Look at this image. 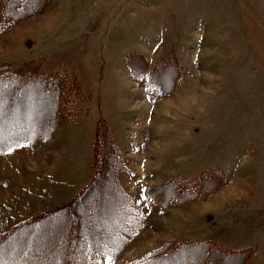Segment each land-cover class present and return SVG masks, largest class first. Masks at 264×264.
I'll return each instance as SVG.
<instances>
[{"label": "rangeland", "instance_id": "rangeland-1", "mask_svg": "<svg viewBox=\"0 0 264 264\" xmlns=\"http://www.w3.org/2000/svg\"><path fill=\"white\" fill-rule=\"evenodd\" d=\"M116 187L91 264H264V0H0V264H81Z\"/></svg>", "mask_w": 264, "mask_h": 264}, {"label": "trees", "instance_id": "trees-1", "mask_svg": "<svg viewBox=\"0 0 264 264\" xmlns=\"http://www.w3.org/2000/svg\"><path fill=\"white\" fill-rule=\"evenodd\" d=\"M100 129L101 128L96 130V133H95L96 138L97 137L100 138L102 135V132L99 133ZM32 138H33L32 135L31 136L27 135L22 139L23 140L24 139L31 140ZM95 141L93 142L92 149L94 147V144L96 143ZM92 153H93L92 154V163L94 166H96V163H95L96 159L94 157V150ZM96 174H97V171L94 172V175L92 176L90 181L83 188V190H82L83 193L85 191V194H88L86 191H88L89 186L94 185V181L98 177ZM116 190H117L116 193H119L117 195L120 197V198H118V200L121 204V206L119 208L118 221L122 222V224H120L117 227L115 226V228L113 229L114 233L116 235L115 241H111V240L109 241L108 240V241H105L104 243H102L101 245H99V244L94 245L92 243V238H91L90 234L82 235V238L84 239L85 243L83 245L79 246L77 249L78 255L82 257L81 264H91V263H94L95 259L99 255L107 254V253H115V252L120 251L124 242L128 240V237L132 234L137 233L139 231V229L141 227H143V218H142L141 214H139V212L137 213V211L134 208L132 209L133 206L131 203V197L119 187H116ZM144 193L147 195L146 197L148 199L147 200V202H148L150 199V197L148 196L149 194L147 191H145ZM80 197L81 196H79V195L76 196L77 199H73L71 201V203L65 204L63 207H60V209L58 211H56V213L57 212H59L58 214H63L66 212H68L69 214L73 213V206H75L77 204L80 205L79 203L81 202V198H82V197L81 198ZM151 200H153V199L151 198ZM49 214H52V213H49ZM58 214H56V215H58ZM41 219H37V220H41ZM34 220H36V219H34ZM25 222H27V221H25ZM29 222H31V221H29ZM19 224H17V226ZM19 226L20 227L18 229H22V228L27 227L25 225L24 226L19 225ZM71 229H73L72 231H74V233L78 231L79 225L76 224V221L73 222ZM13 231H15V230L12 229V230H8L7 232H3L4 235L0 236V242H2L4 240V238L6 237L5 235H9ZM202 242L203 243L208 242L209 244L211 243V241H209V240L200 241V243H202ZM187 244L197 245V244H199V242H196V241L192 242V240H191ZM63 245L64 244L62 243V246ZM211 246H212V244H211ZM70 247H71V245L65 246L66 254H65V257L62 258L61 264H74V261L72 259L73 251L70 250ZM167 247H168V243H165V245L163 247L160 246L158 248L153 249L151 252L146 254L145 257H143L139 260L130 261L126 264H148V263H151L153 261H156L160 258V256H162V255L164 256V253H165V250H167ZM205 264H211V261H206Z\"/></svg>", "mask_w": 264, "mask_h": 264}, {"label": "bare ground", "instance_id": "bare-ground-1", "mask_svg": "<svg viewBox=\"0 0 264 264\" xmlns=\"http://www.w3.org/2000/svg\"><path fill=\"white\" fill-rule=\"evenodd\" d=\"M13 90V89H12ZM38 95V94H37ZM22 106V105H21ZM46 120V119H45ZM47 121V120H46ZM46 121H43V123H45ZM48 122V121H47ZM43 125V124H42ZM57 230V229H56ZM51 241V240H50Z\"/></svg>", "mask_w": 264, "mask_h": 264}]
</instances>
